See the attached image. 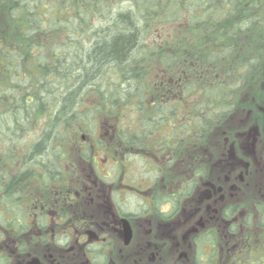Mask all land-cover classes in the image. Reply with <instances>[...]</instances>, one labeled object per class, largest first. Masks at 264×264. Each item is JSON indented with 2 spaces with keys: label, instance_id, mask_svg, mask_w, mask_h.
Returning <instances> with one entry per match:
<instances>
[{
  "label": "trees",
  "instance_id": "trees-1",
  "mask_svg": "<svg viewBox=\"0 0 264 264\" xmlns=\"http://www.w3.org/2000/svg\"><path fill=\"white\" fill-rule=\"evenodd\" d=\"M1 4L0 191L35 176L62 175V162L79 148L90 159L94 145L107 156L119 144L151 147L154 121L155 130L170 129L164 140L192 153L206 146L199 147L200 136H234L226 124L264 70V0ZM105 121L112 122L108 139L96 136L98 129L104 136ZM30 135L33 143L26 146L23 138ZM173 153L179 160L187 152ZM225 160L236 162L229 154ZM247 206L236 201L224 216ZM257 206L258 227L248 234L251 242L264 244V200ZM252 214L244 217L246 227ZM231 230L242 231L237 221Z\"/></svg>",
  "mask_w": 264,
  "mask_h": 264
},
{
  "label": "flooded vegetation",
  "instance_id": "flooded-vegetation-1",
  "mask_svg": "<svg viewBox=\"0 0 264 264\" xmlns=\"http://www.w3.org/2000/svg\"><path fill=\"white\" fill-rule=\"evenodd\" d=\"M154 165L158 175L165 171L151 158L153 174ZM226 165L240 167L237 160ZM118 166L120 176L112 179L99 166V173H83L77 165L76 176L65 171L5 185L0 191V264H178L189 260L180 249L186 245L195 250L194 264H215L213 251L221 244L217 221L226 222L230 231L235 222V217L224 216V209L234 204L226 198L227 187L233 185L225 189L211 182V190L204 192L207 199L203 193L198 196L206 200L204 208H188V183L177 192H154L153 176L146 185H133L121 173V162ZM35 181L39 190H29L28 184ZM137 197L143 202L138 204ZM193 214L196 220L187 224Z\"/></svg>",
  "mask_w": 264,
  "mask_h": 264
},
{
  "label": "rangeland",
  "instance_id": "rangeland-1",
  "mask_svg": "<svg viewBox=\"0 0 264 264\" xmlns=\"http://www.w3.org/2000/svg\"><path fill=\"white\" fill-rule=\"evenodd\" d=\"M0 10H4L3 4L0 5ZM252 82L253 83L244 95L247 97L246 102H244V105L231 116L226 124V130L234 131V136L231 134L227 136L222 134L220 137L218 134H213L208 139L200 136V140L197 141L200 144L199 147L201 144L203 145L202 142H204L206 146L203 145V147L194 150L192 153L186 151V149L184 150L179 144L176 145H179L178 148H174L171 145V138H165L166 140H164V136L166 135L165 132L170 133V129H159L157 131L155 129L159 127L157 125L158 122L152 120L154 121V131L148 138L149 145L152 144L151 147L135 150L134 147L125 146L123 149L119 148L115 153H108V156L102 152V149H93L90 154V159H86V157L82 156V148H79L76 152L74 151L71 160L62 162V170L58 172L62 173L69 171L76 176L78 165V168L81 169L83 173H99L97 168L99 166L100 168L106 169V173L110 174L112 179L113 177L120 176L118 164L121 162L122 166H120V168L121 171L123 170L121 173L125 174V177L131 180L133 185H139L138 183H145L144 185H146L150 176H153L154 192L157 190L162 192L165 188L169 193L179 191L180 187L184 189L185 185L187 187V183L195 178L196 182L189 187L192 196L185 199L184 203L188 208H195L200 205L204 208L206 200H201L198 196L200 195L199 193H203L202 196H206L204 192L211 190V182L217 183V185H224L225 189L226 186L231 183L233 187H227L226 198L233 202L244 200L248 203V206L244 208V210H241L242 212L239 215H232L235 217V221L238 222L242 231L236 234L234 231L228 229L226 222H220V220H218L217 223L221 244L216 253L213 251L212 260H214L215 264H256L258 261L257 264H264L262 260L264 259V244L254 240L251 242L250 234H248L249 232L257 230L259 222V206L257 205L264 200V70L258 73ZM170 89H166L167 95L172 92V89ZM169 100H171V96L168 95L166 101ZM130 113L131 110H129V114ZM124 121H126V123L129 122L128 116L124 118ZM135 123L136 128H139L137 118ZM102 127L105 132L104 136H100V129L96 132V136L108 139L112 134V122L105 121ZM167 137H169V134ZM23 139L26 146L29 143V145L33 143L31 135ZM88 139L90 138L84 140ZM161 139L164 140V146H159L158 142ZM187 140V136L181 138L182 143H185ZM173 151L178 153L179 156L181 153H183L181 156L184 155V152L187 153L185 154L186 156L178 160L177 154L172 156ZM228 154L239 162L240 167L233 168L232 165H226L227 160L225 159L228 158ZM197 155L200 156L199 159L201 160L193 161V157ZM204 155L206 158L203 159ZM151 158L165 167L163 173L161 172L158 175L157 169L159 168L154 165L153 174L152 168L149 166ZM96 159L98 163L95 162ZM74 161L76 165H73ZM116 161L119 162L117 163ZM57 163L60 164V161ZM112 163L117 164L112 165ZM51 164L56 163L51 162ZM245 164H248V167ZM86 166H88V168H84ZM202 166L203 169L201 168ZM204 166L208 169V172L204 171ZM197 168L199 170H197ZM92 169H94L95 172L91 171ZM197 171H201V173H197ZM227 177H229V179H227ZM60 180L65 181V178L62 177ZM35 182L36 183L28 184L29 190H39V188L34 187L37 185V181ZM132 189L135 188H131L130 190ZM143 190H146V188ZM204 198L207 199V196ZM137 199L138 204L143 202V199L138 197ZM256 201L258 202L255 203ZM168 206L169 205L166 203V205L162 207L166 209ZM198 212L201 214V211ZM249 212H253L249 224L251 227H246V225H243V222L245 220V215ZM203 213H205L204 210ZM195 218L196 214L189 216L187 218V224L194 223V220H196ZM258 231H260V229H258ZM227 241H229L230 244ZM207 246L205 250L209 252L211 248ZM180 249L188 253L189 260L179 261L178 264H184L183 262L194 264V261L196 262L195 250L192 249L190 245L182 246ZM254 256L259 259H254Z\"/></svg>",
  "mask_w": 264,
  "mask_h": 264
}]
</instances>
